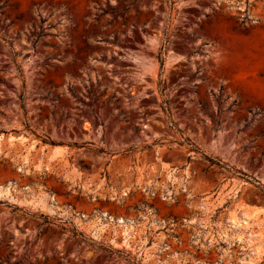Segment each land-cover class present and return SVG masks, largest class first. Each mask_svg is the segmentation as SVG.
<instances>
[{
    "label": "rangeland",
    "instance_id": "obj_1",
    "mask_svg": "<svg viewBox=\"0 0 264 264\" xmlns=\"http://www.w3.org/2000/svg\"><path fill=\"white\" fill-rule=\"evenodd\" d=\"M0 137V264H264V0H0Z\"/></svg>",
    "mask_w": 264,
    "mask_h": 264
},
{
    "label": "trees",
    "instance_id": "obj_2",
    "mask_svg": "<svg viewBox=\"0 0 264 264\" xmlns=\"http://www.w3.org/2000/svg\"><path fill=\"white\" fill-rule=\"evenodd\" d=\"M160 62H161V67L163 68L164 66V59L163 58H160ZM159 86L161 87V90H164L165 89V83L163 81H161L159 83ZM24 108V105L22 106ZM213 164H216L214 161H211ZM218 164V163H217Z\"/></svg>",
    "mask_w": 264,
    "mask_h": 264
},
{
    "label": "bare ground",
    "instance_id": "obj_3",
    "mask_svg": "<svg viewBox=\"0 0 264 264\" xmlns=\"http://www.w3.org/2000/svg\"><path fill=\"white\" fill-rule=\"evenodd\" d=\"M15 138V137H14ZM13 140V139H12ZM1 144H2V137H0V147H1ZM3 145V144H2ZM60 151V149L57 147L54 151V153H58ZM27 159V158H26ZM27 162V160L25 161ZM28 164V163H26ZM8 190V189H7ZM9 192V191H8ZM233 222H234V225H238L240 221L236 220V219H233Z\"/></svg>",
    "mask_w": 264,
    "mask_h": 264
}]
</instances>
